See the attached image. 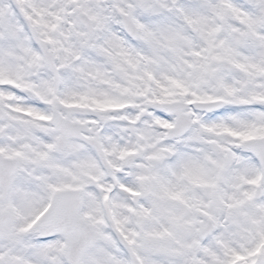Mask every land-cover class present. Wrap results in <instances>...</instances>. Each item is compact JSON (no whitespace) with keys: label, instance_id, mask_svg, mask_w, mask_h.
<instances>
[{"label":"snow or ice","instance_id":"obj_1","mask_svg":"<svg viewBox=\"0 0 264 264\" xmlns=\"http://www.w3.org/2000/svg\"><path fill=\"white\" fill-rule=\"evenodd\" d=\"M0 264H264V0H0Z\"/></svg>","mask_w":264,"mask_h":264}]
</instances>
